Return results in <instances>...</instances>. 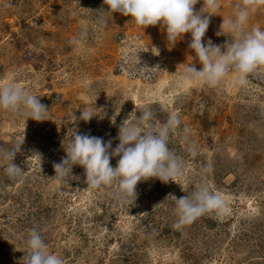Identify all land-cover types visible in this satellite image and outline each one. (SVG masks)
<instances>
[{
    "label": "rangeland",
    "instance_id": "rangeland-1",
    "mask_svg": "<svg viewBox=\"0 0 264 264\" xmlns=\"http://www.w3.org/2000/svg\"><path fill=\"white\" fill-rule=\"evenodd\" d=\"M240 4L220 0L204 41L227 48L234 34L216 33ZM103 10V0H0V84L14 78L48 108L40 122L25 121L23 109H0V152L23 142L13 160L20 175L10 178L0 158V264H24L31 229L64 264H264V66L243 85L234 71L215 87L188 81L184 66L202 67L188 47L190 33L171 47L159 23L142 29L130 16ZM99 16L107 20L102 31ZM257 26L264 29V6L245 30ZM81 32L84 39L71 44ZM126 51L136 65L131 73ZM93 103L98 117L80 120V109ZM146 105L155 114L153 130L180 117L168 145L184 160L174 182H138L131 203L117 199L115 184L92 189L80 166L67 182L56 179L53 165L66 156L63 143L74 130L111 140L114 149L119 126ZM119 158L110 159L112 167ZM200 185L221 197L223 211L174 228L172 196H190Z\"/></svg>",
    "mask_w": 264,
    "mask_h": 264
},
{
    "label": "clouds",
    "instance_id": "clouds-1",
    "mask_svg": "<svg viewBox=\"0 0 264 264\" xmlns=\"http://www.w3.org/2000/svg\"><path fill=\"white\" fill-rule=\"evenodd\" d=\"M103 3L107 5V11L103 10L105 14L112 15L118 12L130 16L142 29L159 23L171 47L182 39L185 33H190L191 42L188 47L194 51L195 58L202 67L197 70L193 63L186 64L182 75L188 81H202L209 87H215L229 71H234L235 83L243 85L249 74L264 66V29L257 26L245 30L250 15L257 8L264 6V0H241V4L236 6L234 16L223 19L220 31L216 35L234 34V40L228 43L227 48L223 46V51L220 45L203 39L210 24V16L220 8V0H203L201 8L204 11H201V8L194 11V5L198 0H103ZM95 23L97 29L102 31L107 25V20L105 16H99ZM85 35L86 33L81 32L79 37H74L70 43H79ZM155 49L156 55H159V49ZM138 53L140 52H135V60L140 65ZM122 59L130 73L133 72L136 65L133 64L128 51L124 53ZM0 109L8 111L23 109L25 121L47 120L48 108L40 103L36 95L19 86L14 78L8 83L0 84ZM97 110L99 109L94 103L86 109H80L79 119L89 122L98 117ZM154 118V112L147 105L138 117L133 112L132 119L127 118L119 126V143L114 149L111 140L105 142L101 137L80 134L74 130L68 142L63 143L66 156L53 165L56 179L67 182L71 178L73 166H80L84 169L86 182L92 189L115 184L114 195L117 199L131 203L137 197L138 182L149 178L159 179L163 183L174 182L182 173L184 160L168 145L171 135L180 132L181 120L178 114H172L166 122L153 130ZM182 131L187 144L186 150L195 157L197 155L195 147L187 143L189 129L184 128ZM22 143L0 152V158L7 162L5 171L10 178L22 173L21 168L13 163ZM37 155L41 161V156ZM116 156L120 158L117 165L112 167L110 159ZM209 170L210 166L203 169L205 172ZM172 198L178 216L177 222L173 225L176 229L192 224L207 212L214 210L222 212L224 209V201L207 185H200L190 196ZM27 246L29 250L25 252L24 264H64L63 259L48 251L41 233L36 229L29 230Z\"/></svg>",
    "mask_w": 264,
    "mask_h": 264
}]
</instances>
